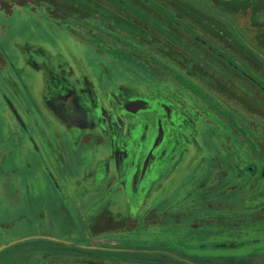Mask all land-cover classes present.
Here are the masks:
<instances>
[{"label": "rangeland", "instance_id": "1", "mask_svg": "<svg viewBox=\"0 0 264 264\" xmlns=\"http://www.w3.org/2000/svg\"><path fill=\"white\" fill-rule=\"evenodd\" d=\"M17 240L0 264H264V0H0Z\"/></svg>", "mask_w": 264, "mask_h": 264}, {"label": "water", "instance_id": "2", "mask_svg": "<svg viewBox=\"0 0 264 264\" xmlns=\"http://www.w3.org/2000/svg\"><path fill=\"white\" fill-rule=\"evenodd\" d=\"M44 238H46L47 240L57 242V243L68 245L69 247L73 246V247H77V248H81V249H88V250L108 251V252H137L138 251V250H128V249L105 248V247H100V246H95V245H92V246L78 245V244H74L70 241L69 242L63 241V240H60V239H57L54 237H44ZM24 240H19V241L17 240V241L12 242V243L4 244L0 247V252H2L3 250H5L9 247L16 245L17 243L24 241Z\"/></svg>", "mask_w": 264, "mask_h": 264}]
</instances>
